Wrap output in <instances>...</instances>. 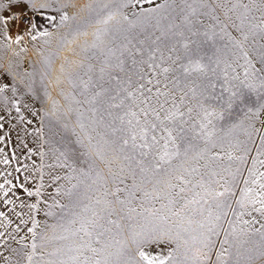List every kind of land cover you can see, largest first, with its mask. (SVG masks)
<instances>
[{"label": "snow or ice", "instance_id": "snow-or-ice-1", "mask_svg": "<svg viewBox=\"0 0 264 264\" xmlns=\"http://www.w3.org/2000/svg\"><path fill=\"white\" fill-rule=\"evenodd\" d=\"M130 3L0 0V12L20 10L19 15L12 11L0 16L5 29L10 21L24 19L25 9L35 12L57 5L59 24L53 26L65 29L56 41L63 51L55 61L45 57L41 80L51 77L48 84L68 101L63 119L71 113L76 117L71 127L61 124L59 102L47 86L44 107L37 109L31 86L28 92L33 95L25 96L17 74L0 75V107L15 108L22 123V108L33 117L43 111L35 130L42 161L36 169L39 184L34 191L19 185L28 197L39 199L21 206L31 213L43 205L45 217L57 220L41 231L34 215L20 220V225L31 223V243L12 250L17 254L14 264H264V122L255 127L254 114L247 139L235 143L229 137L237 125L225 129L220 124L242 100L241 88L251 89L256 80L264 88V43L256 39H264V0H235L231 5L223 0H162L148 10L155 15L131 19L124 12ZM217 9L223 21L213 14ZM47 19L55 22L56 17ZM205 20L212 23L206 25ZM26 31L34 41L52 36L34 22ZM217 37H226L228 43H207ZM22 39L17 36L16 42ZM222 57H231V62ZM237 68H243V80ZM260 108L264 110V104ZM4 120L0 115V129ZM67 130L75 141L64 135ZM224 156L237 164L234 170L231 163L220 166ZM249 159L251 166L245 169ZM45 168L51 191L45 189ZM129 177L130 185L125 183ZM10 184L8 179L0 183L5 197L12 192L5 188ZM137 198L160 202V207L136 212L128 206ZM134 216L144 223H121ZM0 237L15 239L3 232ZM4 260L10 264L9 257Z\"/></svg>", "mask_w": 264, "mask_h": 264}, {"label": "rangeland", "instance_id": "rangeland-1", "mask_svg": "<svg viewBox=\"0 0 264 264\" xmlns=\"http://www.w3.org/2000/svg\"><path fill=\"white\" fill-rule=\"evenodd\" d=\"M5 3L8 0H4ZM81 4L88 3L89 0H79ZM162 0H131V3L124 9L126 15L129 18H133L135 16H141L142 14H151L148 13V10L154 8L157 4L161 3ZM211 3L215 4L216 0H210ZM224 3L231 5V3L235 2V0H223ZM243 3H252L253 0H242ZM256 3H259V0H255ZM56 4H53L52 7L46 9H37L33 12L31 9H25L23 15L25 17L23 22L10 21L7 29L0 25V75L5 74L6 71L17 74L18 87L25 96H32L33 93L28 92V87L31 86L33 92L35 93L36 98V108L42 109L44 107V101L46 97L44 96L45 87L47 86L48 91L52 94V97L59 102L60 112L58 115L62 117L60 123H68L71 127L75 124L76 117L75 113L68 114L67 119L64 120L63 116L65 110L68 107V101H65L63 97L59 95V88L55 85L48 84V79L41 80V73L44 70V59L45 57L51 56L55 61L59 58V53L63 51L60 48L56 41L59 38L60 34L65 31V29H58L53 25L59 24V14L55 12ZM15 11L18 15L20 14L19 9H15L14 7L11 10H5L0 12V16L7 17L11 15V12ZM40 13H43L41 15ZM214 15H218L220 20H224V16L222 14V10L217 9ZM256 16H259L258 12L253 13ZM49 15H54L56 17L55 22H50L47 17ZM34 22L38 26V30H47L52 33L50 37H37L34 41L31 39L30 35L26 31L28 23ZM211 20H205V24H211ZM219 25L216 27L215 31L219 33ZM227 31L231 32L233 36H238V33L232 29L228 28ZM7 33V35H5ZM36 33L33 32L32 35ZM22 36L23 39L20 42H16V37ZM257 43H264V39L259 37L256 38ZM45 40L48 41L45 44ZM209 45L215 43L216 46H219L224 43H228L227 38L225 37L223 40H220L217 37L216 41H208ZM250 56L253 60L256 59V55L254 52L250 51ZM70 55V54H69ZM222 59H227L231 62V57H222ZM240 64H243L244 61L239 60ZM235 67V65H233ZM223 67V65H221ZM259 67V64H257ZM236 71L240 73V79L243 80V68H237ZM232 73L229 71V75ZM222 76V74H221ZM9 79L11 77L9 76ZM65 91L69 90L68 85H62ZM219 84L217 86V93H219ZM21 93L17 94V98H22ZM10 95V93H9ZM240 95L242 100H238L233 107L226 113L225 120L221 121L220 124L225 128H230L232 125H237V127L233 130L232 135L229 139L235 143V141L241 140L244 141L247 139V131L250 130V124L253 122L250 117L255 114V127L259 128L261 123L264 122V110H261L260 106L264 104V88L260 87L259 81L256 80L251 89L247 87H243L240 89ZM28 102V101H25ZM249 109H252V112H249ZM259 110V111H258ZM22 113L25 116V121L22 123L19 119L18 113H16L15 108H11L10 111L4 110L0 107V115H5V120L3 123L5 127L0 129V136L4 137V140L0 141V149H3V152H0V183H4L5 179L11 180L12 184L5 185V188H12V192L9 193L8 197L4 196L3 190H0V211L5 213L4 217H0V232L5 233V236H14L15 239H5L4 237H0V253L3 255L0 256V264H5L4 257L10 258V264H14L17 259V254L12 250H19L22 247V244H30L31 236L27 232V228L31 227V223L29 222L27 225H20L21 219H28L29 214L34 215L38 220H40V228L37 231H41L45 229V226L53 225L57 222L55 217H45L43 205H41L39 211H32L29 213V209L25 206L30 203H35L37 199L35 197H28L27 194L23 191V189L19 188L21 183L25 184L29 190H35L37 185L39 184L38 172L37 168L41 164V157L37 154V149L39 147L40 140L37 137L35 130L41 126L40 117L43 115V111H41L37 116L33 117L28 112H25L22 108ZM31 120L32 123L30 125L27 124V121ZM47 118L45 119V125H47ZM47 132V127L44 129ZM64 135L71 141H75L76 137L72 134L70 130L64 132ZM258 143V141H257ZM32 148V153L27 151V148ZM59 146V145H58ZM77 151H83V149L79 148V145H73ZM254 148V145H250ZM48 145H45V150H47ZM236 154V153H234ZM250 155H255V151H253ZM9 160L8 164H4L2 161L4 158ZM87 157H83L82 160H86ZM33 161H35V167L33 166ZM45 164L49 163L47 157H45ZM231 163V167L234 170L237 166L236 163L228 161L227 157L219 161L221 167H228ZM25 165L28 166L27 170H25ZM251 166V160L249 159L248 164L243 167L246 169ZM19 168L20 171L17 172L16 169ZM264 171V168L260 169ZM45 172V189L47 191H51V189L47 188L48 185V169H44ZM31 173V176L29 175ZM244 176H247V172H244ZM125 183L131 184V178L129 177ZM15 186V187H14ZM121 188L124 185H119ZM240 187H243V183L241 180ZM95 193H92L94 195ZM12 199L13 203L4 204V199ZM123 199V194L121 195ZM128 207L136 209V212H142L144 208H159L160 202H153L152 204L145 203L141 201L139 198L134 199ZM17 213H21V215H17ZM127 213V207L125 208V214ZM7 219H6V218ZM115 218V217H113ZM11 221L9 223L8 221ZM126 227L129 225H139L143 224L144 220L140 216H134L132 220L121 221ZM17 225H20V231H16ZM227 227V224L224 225ZM259 227V225H256ZM21 237H24V241L21 242ZM223 238V236H221ZM158 251L159 249H153ZM164 252H167V247H165Z\"/></svg>", "mask_w": 264, "mask_h": 264}, {"label": "built area", "instance_id": "built-area-1", "mask_svg": "<svg viewBox=\"0 0 264 264\" xmlns=\"http://www.w3.org/2000/svg\"><path fill=\"white\" fill-rule=\"evenodd\" d=\"M24 19H25V17H24ZM24 19H22V20H17L18 22H23L24 21Z\"/></svg>", "mask_w": 264, "mask_h": 264}]
</instances>
